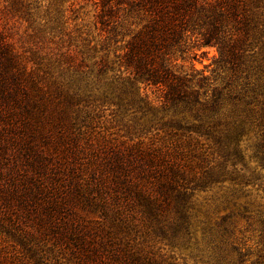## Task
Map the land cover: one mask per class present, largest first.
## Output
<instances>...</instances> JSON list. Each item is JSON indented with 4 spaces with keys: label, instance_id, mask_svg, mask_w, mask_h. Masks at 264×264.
Returning a JSON list of instances; mask_svg holds the SVG:
<instances>
[{
    "label": "rangeland",
    "instance_id": "1",
    "mask_svg": "<svg viewBox=\"0 0 264 264\" xmlns=\"http://www.w3.org/2000/svg\"><path fill=\"white\" fill-rule=\"evenodd\" d=\"M232 1L243 38L236 57L218 66L216 48L192 45L170 57L178 73L198 71L211 87L227 85L232 94L249 98L250 109L260 111L261 118L240 140L241 155L226 159L203 138L149 130L146 119H133L139 113L119 107L117 89L112 102L104 103L109 80L123 73L117 56L142 25L137 16L119 13L121 24L115 27L98 22V0H0V30L10 45L0 55V264H94L81 250L82 233L86 242L100 246L106 262L116 252L141 256L148 264H226L211 248L214 235L209 237L223 218L229 243L250 254L246 264L259 259L264 251V168L257 155L264 142V0ZM6 60L10 66L4 72ZM13 79L19 85L15 92ZM138 142L179 145L195 175L216 167L220 180L193 198L196 218L187 243L155 236L140 213L128 211L126 192L116 195L125 224L90 205L95 200L85 193H75L89 183L85 169H90L91 155L108 161L109 146L122 150ZM29 151L43 160L44 200L61 203L51 214L45 206L21 207L10 192L13 181L18 187L31 173ZM241 175L249 183L239 191ZM75 223L81 227L78 235L71 229ZM227 261L238 264L235 256Z\"/></svg>",
    "mask_w": 264,
    "mask_h": 264
},
{
    "label": "trees",
    "instance_id": "2",
    "mask_svg": "<svg viewBox=\"0 0 264 264\" xmlns=\"http://www.w3.org/2000/svg\"><path fill=\"white\" fill-rule=\"evenodd\" d=\"M94 5L99 9L97 18L100 24L120 26L119 13L135 15L142 24L122 47L121 56H117L123 73L109 80L111 92H105L108 97L105 96L104 103L112 102L117 89L115 96L119 107L125 112L139 113L133 119L137 122L146 119L149 130L203 138L210 141L226 159L241 155L240 140L259 120L260 111L250 109L253 103L249 98L232 94L227 85V89L211 87L207 78L198 71L193 74L178 73L170 60L174 53L184 54L192 45L191 48L214 47L218 52L217 65L229 63L238 54V46L243 41L237 5L232 0H98ZM115 29H112L113 38L116 36ZM9 46L0 30V55L8 53ZM9 66L7 61L3 65L4 72ZM14 82L13 92L19 89L18 83ZM261 105L264 106L263 103ZM261 133L264 139V131ZM257 155H261L259 162L264 168V142ZM26 157L31 173L19 181L18 187L17 181H13L10 192L21 207L45 206L51 214L59 209L61 203L55 198L44 200L46 189L42 187L39 176L43 170L42 157H36L30 151ZM88 166L90 169L87 171L86 167L85 170L90 176L89 183L84 188L78 186L76 195L85 193L88 200H95L90 205L107 210L104 212L112 220L121 219L119 222L125 224L126 216L122 215L120 198L117 199L116 195L126 192L125 206L131 209L128 211L140 213L141 221L151 227L155 236L179 243H187L191 239L192 220L196 218L195 193L205 191L214 181L220 180L214 174L216 167L195 175L186 153L172 143L145 147L138 142L122 147V150L109 146L108 161L97 154L91 155ZM241 178L237 184L239 191L249 183L245 175ZM100 194L104 195L101 199ZM107 203L116 207L109 211ZM76 217L74 215V221ZM71 229L74 235H78L81 227L75 223ZM209 232V237L214 235L211 248L220 260L230 264L227 260L235 256L238 264H246L250 254L229 243L224 218ZM78 237L86 259L94 264H148L139 258L141 256L131 258L116 252L111 255L112 261L106 262L100 246L82 239L83 233ZM249 264H264V251L258 260Z\"/></svg>",
    "mask_w": 264,
    "mask_h": 264
}]
</instances>
